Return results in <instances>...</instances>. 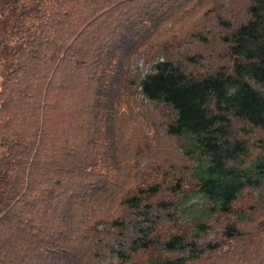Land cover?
<instances>
[{
  "label": "trees",
  "instance_id": "trees-1",
  "mask_svg": "<svg viewBox=\"0 0 264 264\" xmlns=\"http://www.w3.org/2000/svg\"><path fill=\"white\" fill-rule=\"evenodd\" d=\"M9 8L0 264H264V146L245 139L264 134V0ZM131 88L170 109L181 158L120 106Z\"/></svg>",
  "mask_w": 264,
  "mask_h": 264
},
{
  "label": "rangeland",
  "instance_id": "rangeland-1",
  "mask_svg": "<svg viewBox=\"0 0 264 264\" xmlns=\"http://www.w3.org/2000/svg\"><path fill=\"white\" fill-rule=\"evenodd\" d=\"M17 1V5L20 6L21 4L28 5L30 0H15ZM11 5V0H0V39L2 43H0V82L3 78V75L6 71L8 60H7V52L6 50H9L10 47L14 45L15 39L13 38V28H14V15L17 13L16 11H10L11 8H9ZM19 7H17L18 9ZM18 11V10H17ZM9 46V47H8ZM125 69L129 70L131 75L133 77L135 76H143L146 72L150 69V64L144 63L143 59L141 57L137 56L133 59L132 62H128L125 64ZM131 95L130 98L128 97H122L120 99V106L122 107H134L136 108L135 111L140 113V116H142V121L145 123L144 132H148L146 135H156L158 142L162 146V149L160 147L159 150L163 151L166 154H171L175 156L177 155V151L179 150V146L181 145V141L177 140L176 138H173L171 136H167L164 132V126L167 123L168 120L172 118V112L169 108L149 103L144 97L139 93L138 88H131V91H128ZM121 107V108H122ZM245 139L247 141H251L252 143H255L257 141H260L262 145L264 146V134H258L254 131H249L247 133V136H245ZM184 141H182L183 145ZM258 145H254L249 151L252 155L256 154L259 150L257 148ZM140 163V161H139ZM144 164L145 161H142ZM193 201V200H192Z\"/></svg>",
  "mask_w": 264,
  "mask_h": 264
}]
</instances>
